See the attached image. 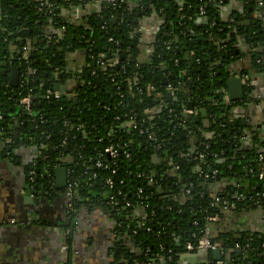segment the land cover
I'll list each match as a JSON object with an SVG mask.
<instances>
[{"label": "trees", "instance_id": "obj_1", "mask_svg": "<svg viewBox=\"0 0 264 264\" xmlns=\"http://www.w3.org/2000/svg\"><path fill=\"white\" fill-rule=\"evenodd\" d=\"M131 1L140 16L154 12L163 22L144 63L138 60ZM225 1L100 3L79 23L63 12L93 0H0V141L14 145L10 132L17 131L44 156L39 168L46 159L68 170L71 216L80 207L99 208L114 222V264H180L182 255L195 253L186 252V243H196L206 217L214 215L210 240L219 245L222 264H264V227L222 225L226 210L264 215V129L235 125L227 114L249 102L247 71L242 101L222 103L224 64L239 57L234 38L243 34L249 44L264 39V18H251L256 2L264 14V0L248 2L232 22L217 12ZM74 49L83 51V66L66 72L65 54ZM249 61L264 77V54ZM11 67L18 69L15 86L9 83ZM68 78L76 80L75 99L47 94ZM168 87L173 95L167 101ZM26 96L28 111L19 103ZM109 146L115 158L105 152ZM212 195L227 205L214 204ZM125 243L134 252L126 250L122 258ZM216 261L208 252L202 264Z\"/></svg>", "mask_w": 264, "mask_h": 264}, {"label": "crops", "instance_id": "obj_2", "mask_svg": "<svg viewBox=\"0 0 264 264\" xmlns=\"http://www.w3.org/2000/svg\"><path fill=\"white\" fill-rule=\"evenodd\" d=\"M252 1L226 0L217 12L224 22H232L237 15L243 16L248 2ZM135 6L134 2H129L128 12L133 18V29L140 48L138 60L144 63L149 60V51L163 22L154 12L140 16L135 11ZM257 7V2L252 9L250 7L251 18L262 22L264 14L259 12ZM99 10V4L86 2L63 13L65 17L83 23L86 16ZM246 21L244 19L240 24L246 26ZM261 31L264 32V22ZM234 39L235 53L239 57L233 60L230 58L224 64V74L228 77L223 89L225 94L222 103L227 106L229 103L242 101L244 95L241 99H236L235 96L240 94V90L244 92L242 72L247 71L252 88L250 96H254V99L249 98L247 102L246 98L243 105L230 107L227 111L228 118L239 122L240 125H264V77L254 71L248 58V54L254 52L255 48L250 46L243 34H237ZM261 47L262 45H258L257 50H261ZM65 56L66 72L81 70L84 56L81 49L70 50ZM239 76L243 80L242 86L234 82ZM58 84L64 88L62 92L66 95L72 93L75 86V82L69 78ZM192 139V143L196 142L194 137ZM10 143L0 141V264H113L114 251L112 252L110 247V235L113 233L114 223L108 214L98 208L80 207L71 217L67 211L66 199L61 195L43 198L40 203L38 200L41 199L31 195V192H36L38 188L26 184L27 171L24 170V166H28L34 159L35 150L22 139H17L14 145ZM10 146L12 148L8 151L7 147L9 149ZM261 174L264 176L263 171ZM27 195L31 197L28 201L25 199ZM225 214L227 220L222 223L224 227L239 226L250 231H259L264 227V215L257 209L246 212L241 210L237 216H233L229 210H226ZM127 244L129 246L125 249L133 251L131 245ZM204 261H208V255L205 258L184 254L179 263L197 264L205 263Z\"/></svg>", "mask_w": 264, "mask_h": 264}, {"label": "flooded vegetation", "instance_id": "obj_3", "mask_svg": "<svg viewBox=\"0 0 264 264\" xmlns=\"http://www.w3.org/2000/svg\"><path fill=\"white\" fill-rule=\"evenodd\" d=\"M48 29L49 28H47L46 30H48ZM252 44L250 46H253L255 48V51L250 53V54H248V58L250 56H253V55H255L257 58H259L261 55L264 54V42H260V43L253 42ZM258 45H262L261 50H257ZM72 80L75 82V86H74L73 92L68 94V95H66L64 93H60V96L65 95L68 98H73V99L76 98V91H77L76 87H77V84H76V80L74 78ZM243 95H244V93H243ZM235 125H237L236 122H235ZM241 125L246 127V124H241ZM18 126H19V124L17 122V125H15L13 127L17 128ZM248 126H252V124H250V125L248 124ZM10 135L13 138H15L16 140L17 139L18 140H21V139L24 140L22 137L18 136V132L17 131L12 130L10 132ZM11 148H12V146L9 147L10 150H11ZM35 153L36 154L34 155V159L30 163V164H32L31 165L32 170H30V171L28 170L30 168L29 167L30 164L28 166H24V170L26 169V171H27V173H26V184H28V185L31 184V186H34V187L38 188L37 190H35L36 191L35 193H36V198L41 199V200H38V201H40V203L42 202L43 198L51 197V195H57V196L61 195L62 198L66 199L67 211L70 213L71 207H70V204H69V201H68L69 200V196H67V194H66L68 170L64 166L54 165L52 163H49V161L46 160V159L44 160L43 165H41V168H39L37 166L38 163H39L38 160H39V158H43L44 156L39 155L37 151H35ZM59 168H64L65 172H66V181H65L64 187H56V184H55V180H56L55 170L59 169ZM30 172H31V174H30ZM51 173H52V176H51ZM46 177L48 178V181L45 182L44 179ZM85 208L86 209L87 208L95 209V208H90V207H85ZM239 212L240 211H237V212L231 211V214L233 216L234 215L237 216V213H239ZM70 216H71V214H70ZM109 219L111 220V222H113L112 218L109 217ZM110 236H111V238H110L111 239V246L110 247L112 248V252L114 251L115 253H118L119 252V247L117 245V237L114 234V231H113L112 235H110ZM124 246L128 247L129 245L126 243V244H124ZM126 250L127 249H125V247H124L123 252L120 254V256L122 258H123V255L126 254L127 251H129V250H127V251ZM111 254H113V253H111ZM112 257H113V255H112ZM111 260H112V258H111ZM112 262H113V260H112Z\"/></svg>", "mask_w": 264, "mask_h": 264}, {"label": "built area", "instance_id": "obj_4", "mask_svg": "<svg viewBox=\"0 0 264 264\" xmlns=\"http://www.w3.org/2000/svg\"><path fill=\"white\" fill-rule=\"evenodd\" d=\"M94 3H97V4H100V3H106V4H109L111 6H116L118 5L119 3H122L123 0H93ZM219 3H221V1H219ZM258 5H262V2H258ZM48 11L50 10V5H48ZM199 14L200 15H203V11L202 9L199 10ZM23 50H26V48H24ZM22 58H24V56H22ZM244 78V82H245V79L247 78V75H244L243 76ZM170 93V96L173 95V91L170 89V87H168V91ZM47 94L51 95L52 97L54 98H58L60 96V93H58V91L56 92H53V91H50L48 90L47 91ZM249 98L251 99H254V96H249ZM19 103L22 104L24 106V109L26 111L29 110V103H30V100H29V97H23L22 99L19 100ZM172 113V110H169V114ZM183 113L187 114V115H191L193 114V111L190 110V109H185L183 110ZM105 152L109 155L110 158H115L117 155H116V149L113 147V146H109L105 149ZM126 157H128V154L125 153ZM199 158H203V155L200 154L198 156ZM96 167H101L102 164L97 162ZM215 172H213L214 174ZM31 174V172H30ZM262 177V174L260 175V178ZM106 183L110 186L111 183L109 181H106ZM71 192H72V188L70 185H68L66 187V194L67 196L71 197ZM212 198H213V201H214V204L217 203V204H222L223 206H226L227 205V202L221 198H217L215 196L212 195ZM218 221V218L217 216H209V217H206V224L204 225V228L201 230V235L199 237V239L197 240L196 243L192 244L190 242L186 243L185 245V249H186V252L190 253V252H197V251H201V250H206L208 252H211L212 250H215V249H219L220 251V255H221V250H220V247L219 245L217 244H213L210 240V234H211V231H212V227H213V224L215 222ZM235 249L241 253V248L239 246H235ZM217 263L216 264H222L219 260L216 261ZM197 264H202V263H197Z\"/></svg>", "mask_w": 264, "mask_h": 264}, {"label": "water", "instance_id": "obj_5", "mask_svg": "<svg viewBox=\"0 0 264 264\" xmlns=\"http://www.w3.org/2000/svg\"><path fill=\"white\" fill-rule=\"evenodd\" d=\"M257 10L259 11V12H261L262 11V8L261 7H257ZM161 22H162V20H161ZM160 22V23H161ZM246 24H248V23H250L249 22V20H247L246 22H245ZM158 29V28H157ZM158 32V31H157ZM157 34V33H156ZM17 78H18V69L16 68V67H11L10 69H9V83L11 84V85H13V86H15L16 85V82H17ZM164 81V80H163ZM234 82L237 84V85H239V86H242L243 84H242V82H243V80H242V77L241 76H239V77H236L235 79H234ZM54 89L56 90V91H59V92H62L63 91V87L61 86V85H59V84H55V86H54ZM242 95H243V91L242 90H240V94L238 95V96H235V98L237 99V98H242ZM234 98V99H235ZM165 99L168 101V100H170L171 99V96H170V93L169 92H167L166 94H165ZM230 99H233V97H230ZM188 107L189 108H191V105L190 104H188ZM194 120H197V117H194ZM17 120H14L13 121V124H17ZM252 127H254V128H256V129H261V130H263L264 129V125H258V124H252ZM247 142L245 139L242 141V142ZM8 143H10V140H8L7 141ZM254 147H257V145H254ZM7 150L9 151L10 149H8V147H7ZM55 176H56V180H55V184H56V187H64V185H65V181H66V172H65V169L64 168H59V169H56L55 170ZM31 195L32 196H34V195H36V193L33 191V192H31ZM25 199L28 201V199H31V197H30V195H27L26 197H25ZM211 254H212V258L214 259V260H219L220 259V251H219V249H215V250H212L211 251ZM237 255H240V252H238L237 251V253H236ZM193 255H195V256H205V258H206V256L208 255V251H206V250H201V251H197V252H195V253H193ZM206 260V259H205ZM205 262V261H204Z\"/></svg>", "mask_w": 264, "mask_h": 264}]
</instances>
